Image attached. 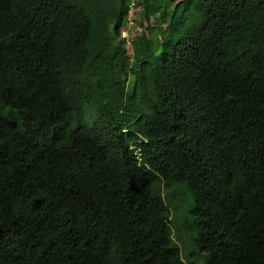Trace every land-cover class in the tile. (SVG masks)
<instances>
[{"label":"trees","instance_id":"trees-1","mask_svg":"<svg viewBox=\"0 0 264 264\" xmlns=\"http://www.w3.org/2000/svg\"><path fill=\"white\" fill-rule=\"evenodd\" d=\"M131 1L0 0V264H264V0Z\"/></svg>","mask_w":264,"mask_h":264},{"label":"rangeland","instance_id":"rangeland-1","mask_svg":"<svg viewBox=\"0 0 264 264\" xmlns=\"http://www.w3.org/2000/svg\"><path fill=\"white\" fill-rule=\"evenodd\" d=\"M133 1L136 2V6H134V8L131 9L129 15L126 17L127 29L124 32L125 34H128L130 31V36L141 33L147 27V22L139 16L142 6H140L137 0H133ZM171 14H172L171 11H169L168 16L170 17ZM128 49H129V54H131L132 51L130 49V46H128Z\"/></svg>","mask_w":264,"mask_h":264},{"label":"clouds","instance_id":"clouds-1","mask_svg":"<svg viewBox=\"0 0 264 264\" xmlns=\"http://www.w3.org/2000/svg\"><path fill=\"white\" fill-rule=\"evenodd\" d=\"M134 6H136V2L135 1H131V8H130V11H131V9L132 8H134ZM130 11H129V13H130ZM141 11H142V8H141ZM140 11V12H141ZM129 15V14H128ZM127 15V16H128ZM139 16L142 18V16L140 15V13H139ZM142 19H144V18H142ZM145 20V19H144ZM126 21V20H125ZM146 22H147V25H148V21L147 20H145ZM152 22H153V20H152ZM126 25H127V22H126ZM125 25V26H126ZM125 26L123 27V31H122V36L123 37H125L126 38V41H127V44H128V46H131V42H132V39H133V36L134 35H132V36H130V31H129V33L128 34H125L124 32H125V30L127 29V26H126V28H125ZM125 28V29H124ZM148 30V28L146 27V29L144 30V31H142V32H145V31H147ZM136 35V34H135ZM131 49V48H130Z\"/></svg>","mask_w":264,"mask_h":264}]
</instances>
